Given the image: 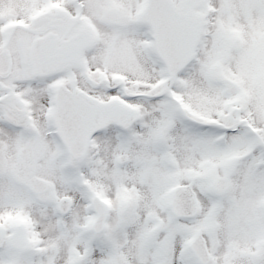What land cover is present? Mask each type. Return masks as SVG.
Masks as SVG:
<instances>
[{
  "label": "snow or ice",
  "instance_id": "6c2138e0",
  "mask_svg": "<svg viewBox=\"0 0 264 264\" xmlns=\"http://www.w3.org/2000/svg\"><path fill=\"white\" fill-rule=\"evenodd\" d=\"M0 264H264V0H0Z\"/></svg>",
  "mask_w": 264,
  "mask_h": 264
}]
</instances>
